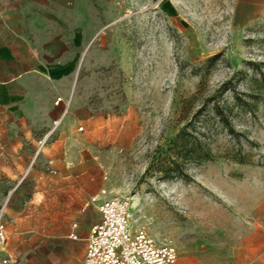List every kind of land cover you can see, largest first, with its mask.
I'll return each instance as SVG.
<instances>
[{
  "label": "rangeland",
  "instance_id": "rangeland-1",
  "mask_svg": "<svg viewBox=\"0 0 264 264\" xmlns=\"http://www.w3.org/2000/svg\"><path fill=\"white\" fill-rule=\"evenodd\" d=\"M252 2L134 6L104 30L106 51L80 76L97 115L81 131L83 163L61 168L56 179L33 156L23 174L0 178L4 256L35 253L43 260L34 264H51L63 248L39 244L86 246L99 195L129 199L134 226L174 245L176 264L228 260L245 224L238 204L264 197V21ZM189 122L220 157L167 174L169 143Z\"/></svg>",
  "mask_w": 264,
  "mask_h": 264
},
{
  "label": "crops",
  "instance_id": "crops-1",
  "mask_svg": "<svg viewBox=\"0 0 264 264\" xmlns=\"http://www.w3.org/2000/svg\"><path fill=\"white\" fill-rule=\"evenodd\" d=\"M165 1L0 0V178L23 174L38 140L57 119L60 124L37 159L54 169L56 179H63L61 168L83 163L86 144L79 128L97 115L80 76L106 51L100 46L102 33L117 24L122 12L164 7ZM252 4L264 21V0ZM58 98L62 101L56 105ZM237 215L245 224L224 264H264V197L240 202ZM39 246L63 248L49 257L51 264H82L86 254L79 242ZM39 260L43 257L35 253L18 254L9 264Z\"/></svg>",
  "mask_w": 264,
  "mask_h": 264
},
{
  "label": "built area",
  "instance_id": "built-area-1",
  "mask_svg": "<svg viewBox=\"0 0 264 264\" xmlns=\"http://www.w3.org/2000/svg\"><path fill=\"white\" fill-rule=\"evenodd\" d=\"M62 98H58V105ZM66 112V111H64ZM60 119L52 122V128L37 143L34 160L37 159L48 139L53 135ZM80 130L83 128L80 127ZM34 163V162H33ZM99 213V220L91 226L86 240V254L82 264H176L179 252L172 244H162L152 238L147 231L133 224L131 202L117 196L91 199ZM76 227V225H74ZM73 240L78 235L70 234ZM8 233L6 224L0 217V264H9L7 253Z\"/></svg>",
  "mask_w": 264,
  "mask_h": 264
},
{
  "label": "trees",
  "instance_id": "trees-1",
  "mask_svg": "<svg viewBox=\"0 0 264 264\" xmlns=\"http://www.w3.org/2000/svg\"><path fill=\"white\" fill-rule=\"evenodd\" d=\"M220 122L230 127L226 116L223 113L219 114ZM205 135L198 130L196 124L189 122L183 128L180 129L179 133L174 139L170 141L169 148L174 152V158H171L170 165L163 168L167 174L170 171H178L180 166L185 163H195L197 165L202 164L205 161H213L220 157L215 154L211 148L207 146ZM240 162L243 159L240 156H234Z\"/></svg>",
  "mask_w": 264,
  "mask_h": 264
}]
</instances>
